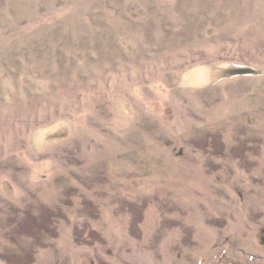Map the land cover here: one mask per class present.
Masks as SVG:
<instances>
[{
    "label": "rangeland",
    "instance_id": "rangeland-1",
    "mask_svg": "<svg viewBox=\"0 0 264 264\" xmlns=\"http://www.w3.org/2000/svg\"><path fill=\"white\" fill-rule=\"evenodd\" d=\"M0 264H264V0H0Z\"/></svg>",
    "mask_w": 264,
    "mask_h": 264
}]
</instances>
